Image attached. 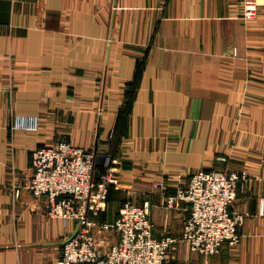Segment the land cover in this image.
I'll use <instances>...</instances> for the list:
<instances>
[{"label":"crops","instance_id":"obj_1","mask_svg":"<svg viewBox=\"0 0 264 264\" xmlns=\"http://www.w3.org/2000/svg\"><path fill=\"white\" fill-rule=\"evenodd\" d=\"M257 1L247 22L243 0H0V264H56L75 228L28 189L34 151L58 141L114 154L122 183L103 220L127 199L149 201L158 238L180 239L190 214L164 194L199 170L246 173L233 206L248 215L240 243L206 257L180 241L171 264H264ZM19 116L39 130L14 129Z\"/></svg>","mask_w":264,"mask_h":264},{"label":"built area","instance_id":"obj_2","mask_svg":"<svg viewBox=\"0 0 264 264\" xmlns=\"http://www.w3.org/2000/svg\"><path fill=\"white\" fill-rule=\"evenodd\" d=\"M242 6L244 20L257 18V0H243ZM39 124L38 117L19 116L14 129L38 131ZM31 165L33 176L28 189L32 195L46 198L50 217L75 223L56 264H171L180 241L188 242L193 252L206 257L241 241L240 231L248 215L238 213L233 206L246 173L199 170L188 185L180 184L174 193L164 194L162 203L168 209L189 206L179 239L155 236L149 201L139 204L127 199L115 221L103 220L111 190H120L122 183L121 162L112 153L99 154L58 141L36 149ZM165 186L158 184L164 191ZM113 235L118 238L115 243L110 239Z\"/></svg>","mask_w":264,"mask_h":264},{"label":"rangeland","instance_id":"obj_3","mask_svg":"<svg viewBox=\"0 0 264 264\" xmlns=\"http://www.w3.org/2000/svg\"><path fill=\"white\" fill-rule=\"evenodd\" d=\"M221 159H222V161H226V160H227L226 157H222ZM215 170H230V171H237V170H233V169H230V168H225V169H215ZM210 171H212V170H210ZM238 172H240V171H238ZM241 173H242V172H241ZM229 248H230V247H229Z\"/></svg>","mask_w":264,"mask_h":264}]
</instances>
